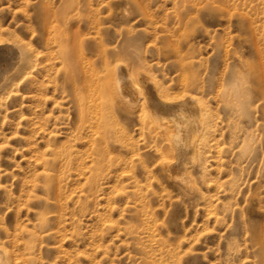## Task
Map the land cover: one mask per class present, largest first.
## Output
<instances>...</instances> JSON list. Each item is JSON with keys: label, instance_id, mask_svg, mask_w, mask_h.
I'll return each instance as SVG.
<instances>
[{"label": "rangeland", "instance_id": "1", "mask_svg": "<svg viewBox=\"0 0 264 264\" xmlns=\"http://www.w3.org/2000/svg\"><path fill=\"white\" fill-rule=\"evenodd\" d=\"M44 30H77L69 66ZM13 41L30 59L0 49V264H264V0H0ZM101 45L170 97L181 76L197 87L209 128L184 168L159 164L156 122L139 132L146 103L129 113L101 91Z\"/></svg>", "mask_w": 264, "mask_h": 264}, {"label": "bare ground", "instance_id": "2", "mask_svg": "<svg viewBox=\"0 0 264 264\" xmlns=\"http://www.w3.org/2000/svg\"><path fill=\"white\" fill-rule=\"evenodd\" d=\"M95 31L98 34V30ZM44 33L46 34L44 37L45 48L48 49L47 46L50 44V39H48L47 35L51 34L50 38L58 48L57 58L61 60L64 66H69L73 59V53L77 52V50L81 51L82 47L80 35L78 34L77 30L72 31L70 34H65L63 30H44ZM1 43L0 49H8L15 53L18 52L17 63H19L20 67H27V65H29V61H27L29 55L25 52L24 48L20 46V44H18V42L13 41L12 44H8L6 42L7 44L5 45H2ZM170 47H172L171 43ZM174 51V56L176 55L175 57H178L179 53L177 52V48H174ZM108 55L109 54L105 52L102 48V45L98 47L97 56L103 62L107 76V82L109 83V85L103 88L101 91L104 93V95H111L109 93L112 92L113 97L115 99L114 102H116L114 103V105L118 106L119 104L120 106L124 107V109H126L129 113H135V107L138 106V103L140 101L144 104L146 103L148 113H143V115L142 111L140 110L138 112H141L142 115H137L140 125L139 132L142 133L144 136V126L142 121H145V117L150 120V123L151 121L156 122L157 125L154 126L156 129L154 128L151 130L155 131L159 129L161 133L160 134L155 132V136H153L152 138V143L154 145L153 148L161 158L159 164L164 169L171 168L172 166L184 168L181 163L174 164V162L172 161L175 159L182 160V158L184 159V157L189 156V153L194 155V153L198 152L199 143L203 141L204 134L209 128V122L207 117L208 112H204L206 107L203 108V105H200L198 101L199 99L197 100L194 99V97L190 96V93L198 90L197 87L191 86L192 84L189 86V79L187 77L181 76L178 95L175 94L174 96L170 97L169 89L163 90L162 87L160 88L156 85V83H153L151 79L145 75V73L137 70V67L134 66L135 63L137 64V59H135V62L131 60L129 61V64H131L130 68H126L127 66L120 67L119 65L118 67L116 65L115 67L111 68L109 58L107 57ZM112 55L120 57L122 55V52H113ZM68 81L74 88L73 97L75 100V104L78 103L77 110L79 112V115L82 118L86 117L89 113L88 110L91 107H93L94 110V106H92V101L88 105L83 101L84 99L81 101L82 96H85L84 94H86L87 92L82 93L83 91L80 89V87L78 88L76 86L75 79L72 75H68ZM4 82H6L5 79ZM137 82H141L143 84L144 91L140 92V89L138 90L139 87L137 86ZM242 85V81L238 82L235 80V82L233 81V83H230L228 85L229 89L227 90L228 96H226L228 101H236L235 103H239L241 106L245 107V100L241 101L240 99L243 90ZM141 106L142 105H140V107ZM107 107L108 109L106 110V112L111 113V111L109 110H113L112 104H109V106ZM172 122L173 124H171ZM146 129L148 130L146 136L149 137L152 132L149 130L148 127H146ZM157 134L159 135L156 136ZM125 146L128 149V153L133 152V149L129 143H125Z\"/></svg>", "mask_w": 264, "mask_h": 264}]
</instances>
